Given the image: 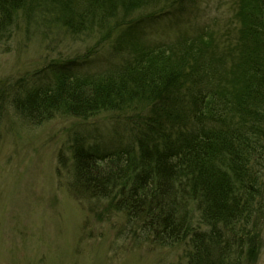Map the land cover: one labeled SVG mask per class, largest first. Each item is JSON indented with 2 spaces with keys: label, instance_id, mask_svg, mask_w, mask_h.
<instances>
[{
  "label": "trees",
  "instance_id": "obj_1",
  "mask_svg": "<svg viewBox=\"0 0 264 264\" xmlns=\"http://www.w3.org/2000/svg\"><path fill=\"white\" fill-rule=\"evenodd\" d=\"M186 1L0 0V42L21 22H41L94 40L84 58L105 44L127 52L108 69L57 63L39 81L8 83L0 108L33 124L137 113L114 148L71 140V191L103 220L121 214L142 238L183 243L182 264H246L264 241V0H229L226 46L208 27L165 41L136 34Z\"/></svg>",
  "mask_w": 264,
  "mask_h": 264
},
{
  "label": "rangeland",
  "instance_id": "obj_2",
  "mask_svg": "<svg viewBox=\"0 0 264 264\" xmlns=\"http://www.w3.org/2000/svg\"><path fill=\"white\" fill-rule=\"evenodd\" d=\"M181 7L165 9L139 25L136 34L145 32L165 41L208 27L219 45L232 42L233 34L224 31L233 14L229 0H187ZM46 25L21 22L0 42V89L20 79L39 81L57 63L69 62L72 71H97L127 57L126 51L105 44L84 58L94 40ZM147 110L141 114H149ZM136 116L105 112L82 119L57 114L33 124L9 103L0 108V264L185 262L183 243L162 247L149 237L142 238L136 228H123L121 214L112 213L110 220H103L104 213L97 215L90 201L70 189L71 140L80 136L100 149L114 148L132 134L139 120ZM59 153L64 156L63 166L58 163ZM246 264H264V241L255 260Z\"/></svg>",
  "mask_w": 264,
  "mask_h": 264
}]
</instances>
